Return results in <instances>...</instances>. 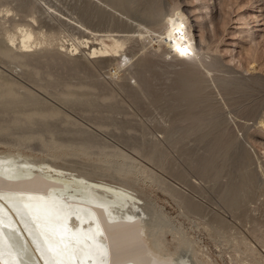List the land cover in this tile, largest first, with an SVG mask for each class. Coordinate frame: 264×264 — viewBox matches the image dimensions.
I'll list each match as a JSON object with an SVG mask.
<instances>
[{
	"label": "rangeland",
	"instance_id": "1",
	"mask_svg": "<svg viewBox=\"0 0 264 264\" xmlns=\"http://www.w3.org/2000/svg\"><path fill=\"white\" fill-rule=\"evenodd\" d=\"M3 1L6 2L3 3ZM8 1L12 3L13 0ZM8 1L0 0V17H2L0 20L2 27H0L4 32L5 27L10 26L11 21L13 22V18L17 15V20L20 17L18 22L28 23L32 20L31 24H34L35 26H33L36 28L42 26L45 20L41 17H45L47 19L42 30L45 31L48 26L49 30L53 27V29L55 28L53 33L56 36L50 47L53 48V52L45 53L43 50L44 52H41L42 54L40 53L37 58L34 55L32 58H36L37 61L34 59L32 61L25 60V64L24 61H20L23 64L18 61L11 64L9 61L7 64L6 59L4 58L3 61V58L0 57V82L2 83L4 80L3 82L13 84L12 82L15 81L14 85H17L18 90L25 91L23 88L27 87L31 93H35L34 96L32 94L22 96L17 105L23 110L24 108L28 109V105L32 104L29 106L30 109L35 102V106L40 107L42 111L44 109L48 115L52 113L51 110L56 108L61 110L65 114L64 116L71 118L69 122H64L62 120L67 117L64 119L62 114V117L60 116L62 119L58 116V120L53 118V121L38 125L39 130L33 126V129L35 128L43 134L46 141L45 139L22 141L23 135L32 131L30 123H24V125L21 123L23 126L18 123L13 127L9 125L10 127H8L11 129H8L9 132L7 130V134L0 133V163L4 160L14 159L18 168L36 170L40 166L44 171L55 175L62 181L60 192L64 197H61L55 204L41 205L39 210L14 201L0 199V203L5 206V209L9 208V205L12 208L11 211L2 213L3 216L11 222L16 218L20 221L21 227L11 229L9 233L12 242L25 257V259L23 257L24 262L27 263V259L31 256L33 262L39 264L40 255L46 264L45 254L47 253L48 257L52 261L54 260V264H65V262L66 264H105L102 250L99 248L97 240L91 235L92 229L87 222L86 213L78 206L69 207L67 203L70 195L83 196L89 193V189L91 191L94 183L103 182L124 190L123 196L120 197L124 204V212L127 210L129 211L127 213L133 212L132 214L139 215L147 223L153 224V238L161 243L166 251L176 254V257L184 260H197L196 264L199 262V258L200 261L209 258V264H243L237 258L236 251L226 241L224 243L223 239H220L217 242L211 237L201 222L203 221L200 218L201 212H199L201 207L199 209L192 206L187 207L178 199L173 198L171 188L167 184L170 181V183L175 182L170 185L176 186L178 189H180L179 187L183 189V186L185 189L188 188L184 191L187 195L189 193L191 198L199 201L198 203L201 205L211 206L210 208L218 206L219 208L214 209L220 210L222 207L220 211L225 215L230 213L228 200L231 196L229 195L232 193L233 195L235 193V195L245 194L246 202L250 203L252 207L261 206L262 211L258 212L264 214V0H164L168 14H173V11L177 10L182 12L191 37L195 40V51L199 54V59L195 57L196 59L186 61L179 60L174 54L175 52L168 46L153 41L148 46L151 47V50L146 48L143 50L145 54H142L141 51L134 57V60L142 55L145 57L146 64L142 66V68L145 67L142 70H144V80L148 79V83L144 84L147 91L138 88L131 94L129 92L127 94V90L123 87L126 82L135 84V78H131L127 71L130 65L123 64L119 68L115 61L94 63L89 59L88 50L78 53L75 56L77 57L76 62L70 60L73 39V41L82 42L83 32L85 35L105 33L93 30L91 26L94 24H89L88 17L84 14L85 6L91 3V10L95 6L110 10L103 0H36L37 3L35 0H24L30 2L31 6L34 5L32 6L33 10L31 8L29 10L25 2L18 6L21 8L26 4V9L29 11L24 10L28 11L29 16L20 12L21 9H16L20 14L17 13L18 11H14L15 9L12 10L15 3L12 4V7L11 3L8 4L10 6L8 7L6 4ZM14 1L20 4L19 0L18 2ZM85 2L88 3L85 5ZM2 4L6 6H2ZM37 4L42 6V10L45 7L43 11L46 13H43L40 7L36 6ZM35 7L41 10L40 14H37L38 10ZM5 8L10 9V12ZM24 10L22 11L26 12ZM34 10L37 11H35L36 17L41 15L39 20H44H42V24L40 21L37 22L41 24L40 26L33 20ZM111 11H114L118 17L127 19L126 15L121 12L114 9ZM47 13L51 17L50 19ZM4 14L8 20L4 16V21ZM51 14L60 15V21L53 19ZM10 15H14V17L9 19ZM61 17L65 20L61 21ZM20 19L22 20L20 21ZM6 21H10L9 24ZM3 22H6L7 25H4ZM46 22L49 23H47L48 26L45 24ZM68 22H77L79 29L70 28ZM106 22L103 21L104 24ZM11 26L14 28L13 25ZM86 27L88 28L85 29ZM4 32L0 33V37L6 35ZM106 40L111 41L110 39ZM62 42L66 44V47H62ZM49 53L54 54L55 57L68 54L66 55L68 60L53 66L52 63H56L57 59L51 58ZM201 58L202 63L199 61ZM31 62L33 63L31 64ZM147 62L149 63L147 64ZM34 66L41 69L39 68L38 71ZM32 67L38 71L37 73L31 71L32 74L35 73L33 78L30 76ZM185 67L192 68L190 76L195 77V80L190 81V83L193 82L191 85L188 82L181 88L180 84L171 82L170 79L177 77L185 81L189 75L181 70ZM92 70L96 72L95 75L97 74L99 82H102L103 85L107 83L105 88L108 85L107 90L102 92L105 95L110 93V96H106L107 100H105L106 97L102 100V103L105 101L102 106V108L105 106L103 108L105 110L101 108L100 111V113L105 112L102 113L107 125V129L104 130L90 121L92 114L88 112L87 107L85 108L88 104H83L87 101L81 103L77 100L79 102L77 103L81 107L83 105L88 113L83 111L80 106L75 107L73 100V103L72 101H66L67 103L63 101V103L57 99L60 93H63V89L78 88L79 82L83 83V78H86ZM51 71L54 72L52 77L49 75ZM47 79L50 81L49 85L47 88L43 87L45 89L41 88ZM86 79L90 80L89 77ZM3 84L5 83L0 85L3 86ZM68 84L69 87H66ZM150 84L153 89L148 90ZM63 86L65 87L63 88ZM87 90L88 88H86ZM226 93L228 94L225 95ZM149 94L150 99L148 98ZM86 96L89 99L90 96ZM117 100L120 112L109 111L113 102L117 104ZM233 102L236 104L231 105ZM77 103L76 105H78ZM208 104L214 105L216 108L202 113L207 117L204 124L198 120H182V118L194 116L200 110L206 109L205 106ZM2 105L0 110H5L6 105ZM252 108H257L255 115H249ZM22 109L20 112L23 113ZM22 113L19 114L20 117H22ZM3 114L5 116L0 118V128L3 127L1 123H11L16 117L15 115H18L14 111ZM89 114H91V119ZM98 114L97 116H99ZM211 116L214 118L209 121ZM126 121H128L127 124ZM129 122L132 125L130 129L133 127L132 130H127ZM118 126L121 128L119 129ZM210 126L212 127L210 128ZM146 128L147 131L149 130L147 138L150 140L145 141L144 144L120 138L124 130L130 131L127 132L128 135H140L141 130H146ZM52 130L54 133L51 132V134ZM91 130L99 136L101 135L102 138L108 139L112 145H94L88 152L76 149L77 142L83 138L92 140ZM220 131L228 137H233L236 142L224 147L215 146ZM180 138L182 140L179 147L176 148L173 141ZM156 140L159 141L155 143ZM54 142H56V148L52 147ZM60 143L66 146L62 147L59 145ZM58 145L59 147H57ZM104 150L107 151L104 153ZM108 150L112 152L109 153ZM121 150L122 154L125 152L123 155ZM124 155L127 158H123ZM128 161V166L124 171H117L121 163ZM24 162L27 163L24 164ZM175 165L178 166L179 171L188 175L190 180L187 185L189 187H185L187 185L182 184L179 179H176L177 177H174ZM209 166L211 170L207 172ZM193 183L194 185H192ZM244 183H250L246 191ZM229 191L231 192L229 193ZM100 192L105 199L111 197L108 191ZM226 193L229 194L226 195ZM216 204L218 205L216 206ZM38 216H42V218H38ZM174 223L175 225H173ZM236 224L244 235H248L247 237L258 248L260 254L264 255V239L260 240V238L252 236L249 226L246 224L245 227L244 222L241 224V221H237ZM4 225L7 223L4 222ZM41 229H44L45 237L42 235ZM176 231H182V234L188 236L190 241L179 240L180 235ZM262 234L264 237V227H262ZM28 239L31 240L33 244L31 245L35 250L29 246ZM193 250L196 251V256L193 255ZM248 261H251L250 258Z\"/></svg>",
	"mask_w": 264,
	"mask_h": 264
},
{
	"label": "bare ground",
	"instance_id": "2",
	"mask_svg": "<svg viewBox=\"0 0 264 264\" xmlns=\"http://www.w3.org/2000/svg\"><path fill=\"white\" fill-rule=\"evenodd\" d=\"M13 1H12V3H11V1H8L6 4L8 6V4L11 3V7L14 5L16 7V8L15 7L12 8V10L15 9L14 11H18L16 9H19V10L21 9L20 12L26 13L25 15L29 16V13L27 14V12L30 10L29 8H31V10L34 9L32 7L34 5L31 6L30 2H25L24 0H19L20 4H18L19 3L18 0H16L18 3H16L15 1L13 2ZM103 1L110 7V10L103 9L102 7H98V6H95V8H93V10H91L90 9V7H92V6H90L92 4L91 3L90 5L88 4L87 6H85L84 14L88 17L89 24H94L93 26H91L93 30L103 31L105 33L101 34V35L100 34H97V35L91 34V35H93V36H91V35H85V33L83 32V35H82L83 41L82 42H76V41H73L74 40L73 39L72 43H71V48H72L71 49L72 58H70L71 61L76 62L77 57H75V56L80 52H84V50H88L89 59L91 61H93L94 63H96V62H106L107 63V61H110V62L115 61L119 68H121L123 66V64L125 66L130 65V66H128L127 71H129L128 73H129V76L131 78H135V84H131L130 82H126V83H124L123 87H125V90H127V94H128V92H129V94H131L133 90L138 89V88L142 89L144 91H147L144 84L148 83V79L144 80V78H143L144 70H142L145 68V67L142 68V66H144L146 64L145 57H143V55H142V56H139L138 59H136V60H134V57L141 51H142V54H145L143 50L146 48H149L148 46L151 45V43L153 41L157 42L160 45L168 46L173 52H175L174 54L179 58V60L186 61L188 59H193V58L196 59L195 57L198 58L199 54L195 51V45H194L195 40L191 37V32L186 26V21H185V18L183 17L182 12L177 10L176 12L173 11V14H171V13L168 14L164 0H103ZM5 2L6 1H3V3H5ZM22 2L23 3L25 2L27 4V5L26 4L25 5L27 6V8L29 10L26 9L25 5L21 6V8L18 7L21 4H23ZM13 3H15L17 6ZM33 3H34V1H33ZM35 3H37V1ZM86 3H88V2H85V5H86ZM28 4H29V6H28ZM38 4L36 6H39ZM3 5L6 6L5 4H2V6ZM49 5H50L49 7H51V4H49ZM0 7H1V2H0ZM8 7H10V6H8ZM22 7H24V8H22ZM39 7L41 9L42 6H39ZM36 8L37 7H35V9ZM44 8L45 7H43V10H45ZM5 9H7V8H5ZM24 9H26L28 11H26ZM40 9L38 10V8H37L38 12L36 10H34L33 13H35V11H36L37 14L38 13L40 14L41 12H39V11L42 10V9L41 10ZM54 9H55V7H54ZM111 9L117 10V11L121 12L122 14L126 15L127 19H123V18L118 17L114 13V11L113 12L111 11ZM22 10H24L26 12H23ZM43 10H42V12L46 13V11L44 12ZM5 13H6V11H5ZM11 13H12V11H11ZM17 13L20 14L19 11ZM48 13H49V10H48ZM48 13H47V16H49ZM13 14H14V12H13ZM37 14L35 13L34 14L35 17L33 18V20L36 21V23L40 21L39 18L41 17V15H39V17H36ZM14 15H12V16L10 15L11 17H9V19L14 17ZM4 16H5V14L3 15V19L5 21L6 16H5V18H4ZM45 16H46V14H45ZM51 16L53 17V19H56V21H58V20L60 21V15L57 16V14L56 15L51 14ZM17 17H18V15L15 18H13V22L10 20L11 23H13V24L10 23V26L13 25L14 28L12 26L11 27L8 26L7 28L5 27L6 33L4 32L3 28H1L2 24H0V26H1L0 29L3 30V31L2 30H0V31L4 32L6 34L5 35L6 37L4 35H2L0 37V57H1V59L3 58L2 59L3 61L5 58L7 64L9 63V61L11 62V64L14 63L15 61H18V62L24 61L23 63L25 64V60L32 61V59H34V58H32L34 55H35L34 57L37 58V56H39L41 52H44V51H45V53L46 52L47 53L53 52V48H50V47H51L53 40L56 36L53 33L55 28L53 29V27H52L49 30L48 29L49 23L46 22L45 24L48 23L47 24L48 27L46 28L45 31L42 30V29H44L43 24L47 18L45 19V17H41L45 21L42 19L44 21L43 24H42V20L40 21L42 26L40 28H36V27H34L35 26L34 24H33L34 26L31 24L32 20L28 23L27 22L21 23L22 22L21 20L24 18L20 19L21 22H18L20 17L18 18V20L16 19ZM21 17H22V15H21ZM1 18L2 17H0V20H1ZM29 18H31V17H29ZM50 18L51 17L49 16V19ZM62 18L63 17H61V21H64L65 19L63 18V20H62ZM26 19H27V17H26ZM53 19H51V20L54 21ZM104 20L107 21L105 24L103 23ZM47 21H50V20H47ZM6 22H3L4 25L6 24ZM9 22H7V24H9ZM78 22H80V21H78ZM32 23H33V21H32ZM40 23H37V24H39V26H40L41 25ZM76 23L68 22V25H70V28H73V29L78 28L79 29V27ZM82 25H84V24H82ZM44 27H45V25H44ZM15 28H17V30H15ZM87 28L88 27H86L85 29H87ZM91 33H93V32H91ZM106 39H110L111 41L108 42ZM53 45H55V44H53ZM62 47H66V44L63 42H62ZM38 52H39V54H38ZM68 53H69V51H68ZM49 54L48 55L51 58H53V59L55 58L54 60L57 59L56 63H52L53 66H55L56 64H58L64 60H68V57L66 56L68 54H62L61 53L62 56H59V57H55V55L52 53H49ZM43 55H44V53H43ZM36 58L34 60H36ZM7 59H8V61H7ZM28 61H26V62H28ZM199 61H201L200 63H202V58ZM18 62H16V64ZM22 62H20V63H22ZM32 63L33 62H31V64ZM148 63L149 62H147V64ZM35 64H33V65H35ZM204 64H206V63H204ZM28 65L29 64L27 63V66ZM37 67H38V65H37ZM41 67L43 68V66H41ZM25 68L28 69V67H25ZM34 68H35V66H34ZM39 68H35V69H38V71H39L41 69V68L40 69ZM35 69H33V67H32V69L31 70L29 69V70H30V72L33 71V72L37 73L38 71H36ZM181 70H183V72L189 74L188 78L185 81H182L177 77H173L170 80H171V82H176V83L180 84V87L182 88L183 85L186 86L188 82L190 83V81L195 80V77L190 76L192 68L185 67V68H182ZM92 72H93V70L90 72V74L88 76H86V78L89 77L90 80L87 81V79L84 77L83 78L84 82L83 81H82L83 83L79 82L80 86H78V88L71 89L72 87L70 88L69 84H68V85H66V87L68 86L69 88L68 89L65 88V90L63 89L62 90L63 93H60L61 90H60V92L58 91L60 93V95L57 92V94L59 95V98H57V99L61 100L62 102L64 101L65 103H67L66 101L71 102L73 100L75 107L76 106L81 107V105L78 104L79 103L78 101H80L81 103H82V101H87V103L83 102V104L84 105L88 104L87 106H85V108L87 107L88 112H90L92 114V115L89 114V117H90V115L92 116V119L90 117V119H91L90 121H92L96 126H98L99 128L104 130V129H107L106 128L107 125L105 122L106 119L104 121V119H103L104 116L102 114L104 112L103 110H105V109H103V108H105V106L102 108V106L105 104L104 103L105 101H103V103H104L103 104L102 100L105 99L106 96H110V93H109V95L108 94L105 95V93H103L105 91V89L107 90V88H108V85H107V88H105V84H107V83H104V85H103L102 82H99V80L97 78V74L95 75L96 72L95 71L93 73ZM0 73H1V71H0ZM35 73H33L34 76H35ZM53 73L54 72L51 71L49 73V75L51 76ZM33 74H32V72L30 74V76L32 78H33ZM50 78H48V79H50ZM48 79L44 82L45 84L43 83L41 85L42 86L41 88H43V87L47 88V86L49 85V82H50ZM196 79H198V78H196ZM3 81L4 80H2V83H5V84H3V86L0 85V106L2 107L3 106L2 104L6 105L5 106L6 109L0 110V118H2L3 115L5 116V114H3L4 112L6 114H8V113H11L14 111L15 113H18V115H19L20 113H22V112H20L22 108H20V106L17 104L19 101H21L20 99L22 98V96H24L26 94H32V95L34 94L35 95V93H31L30 89H28L27 87H26L27 90H26V88H23V90L25 89V91H21L22 89L18 90V88H16L17 85L16 86L14 85V84H16L15 81L12 82L13 84H11V83L8 84V82L6 83ZM2 83L0 82V84H2ZM79 83H78V85H79ZM191 83H193V82H191ZM191 83H190V85H191ZM64 87L65 86H63V88ZM45 88H43V89H45ZM86 88H88L87 91H86ZM84 89H85V91H84ZM150 89H153L152 84H150L148 90H150ZM227 94L228 93H226L225 95H227ZM86 95H89L90 97L91 96L92 97L91 98L89 97V99H88V97ZM84 96H86L87 98ZM129 97H131V96L129 95ZM111 98H113V96H111ZM111 98H109V99H111ZM148 98L149 99L151 98L150 94H149ZM85 99H87V100H85ZM107 99H108V97H106L105 100H107ZM132 100H133V98H132ZM73 101H72V103H73ZM112 101H113V99H112ZM121 101L123 102V100H121ZM115 102H116V99H115ZM115 102H113V103L111 102L112 107H110V106H107V107H110L109 111H111V112H120L119 111L120 106L118 105V100H117V104ZM34 103H33L34 106H31L32 109L31 108L29 109V106L32 104L28 105V109L27 108L26 109L24 108V110L22 109L23 110V113L21 115L22 117H20V115L19 116L15 115L16 117H14V119L12 120L11 123H9V122L8 123H6V122L1 123V125L3 127L0 128V133L7 134L6 133L7 130L11 129L9 127L10 126L13 127L14 124L16 125L19 123L21 125V123H23V125H24V123H27V124L30 123L32 131L25 133V135H23L24 138L22 137V141L27 142L29 140L31 141L32 139L33 140L37 139L40 141L45 139V141H46V138L43 136V134L41 132L37 131L40 129V127L38 125L45 124L46 122H49L53 118H56L58 120L62 116L64 119L67 117L65 120H62L64 122H66V121L69 122L71 120L70 117H69L70 118L69 119L68 116H64L65 114L62 113L61 110L56 109V108L51 110L52 113L48 115L47 112L46 113L44 112V109H43V111L40 110V107L35 106ZM76 103L78 105H76ZM234 104H236V102H233L231 105H234ZM256 105H258V104H256ZM124 106H122V107L124 108ZM81 108L83 111H85V112L87 111V109H84L83 105ZM101 108L103 109L102 113H100ZM205 108L206 109L200 110L198 113H196V115L189 116L187 118H182V120L183 121L198 120L200 123L204 124L207 117L203 116L202 113L206 110H214L216 107L214 105L208 104L205 106ZM88 112H86V113H88ZM97 113H99L98 114L99 116H97ZM256 113H257V108H255V109L252 108V110L249 112V115H255ZM100 115H101V117H100ZM58 116H59V118H57ZM213 118H214V116H211L209 121L212 120ZM39 120H40V122H39ZM128 121H126V124ZM37 122H39V123H37ZM195 123H197V122L195 121ZM23 125H21V126H23ZM33 126L35 128H37V130L35 128L33 129ZM125 126L126 125H124V127ZM130 126H132V125L129 122V127L127 125V130L133 129V127H132V129H130L131 128ZM193 126H194V124H193ZM199 126H200V124H199ZM118 127H116V128H118ZM211 127L212 126H210V128ZM120 128L121 127H119V129ZM127 130H124V133L120 136V138L122 140L131 141V142H139L141 144L142 143L144 144L145 141L150 140L147 138V136L149 135V132H148L149 130L147 131V128H146V130L145 129L141 130L140 135H128L127 132H130V131H127ZM9 131L10 130H8V132ZM51 132L54 133L53 130L50 131V133ZM219 134H220L219 137L216 138L215 146L220 145V146L224 147V146H227L230 144H234L236 142V140L233 137H228V136H226L225 133H223V132L221 133V131L219 132ZM19 135H21V134H19ZM90 136L93 137V138H91L93 141L89 140L87 138H83L82 140L77 142L78 144H76V146H75V147H77L76 149H79L82 152H88L90 150V148L94 147V145H105V146L107 145L108 146V144L109 145L111 144V143H109L108 139L102 138L101 135H100L101 136L100 137L96 132H93L92 130L90 132ZM181 140L182 139L180 138V139L173 141L174 146L176 148L179 147V143ZM158 141L156 140L155 143H157ZM55 143L56 142H54V144H52V147L56 148ZM59 145H61L62 147L66 146L65 144H61V143ZM59 145L57 147H59ZM63 145H65V146H63ZM49 146H50V144H49ZM71 148H73V146ZM106 151L104 150V153ZM108 151H109V153L112 152V151L110 152V150H108ZM121 154H122V150H121ZM123 158H127V156L124 155ZM25 163H27V162H24V164ZM128 163H129V161L121 163V165L119 167L117 166L118 167L117 171H124L127 168ZM210 170H211L210 166L207 167V172ZM173 172L175 175L174 177H177L176 179H179L182 182V184H184V185L188 184V181L190 180L188 175L186 173L182 172L181 170L179 171L177 165L174 166ZM203 173H205V172H203ZM174 183L175 182L170 183V181H169L167 184L171 188L172 192L171 191L170 192L173 194L172 195V196H174L173 198L178 199L182 204H185L187 207L192 206V207H195L198 209L201 207V210L199 211V212H201V214H200L201 217L200 216L199 217L201 219H203V221H201L202 224L209 231L211 237L214 240L219 241L220 239H223L222 240L223 242L226 241L227 244H229L231 247H233V249L236 251L237 258L243 264H264V255L260 254V252L258 251V248L255 247L252 244L250 238L247 237L248 235L247 236L244 235L241 232L238 225L236 224L237 221H241V224L244 222L245 227H246V224L249 226V231L253 234L252 236H254L257 239L260 238V240L264 239L263 234H262V227H264L263 226L264 225V214L263 213L259 214V212H258V211H262L261 206L258 205V206L252 207V206H250V203L246 202V195L245 194L240 195L238 193L237 195H235L236 194L235 193L233 195V193H232L229 195V196H231V198L228 200V203H229L228 208L230 210V213L227 214V212H226L227 215H225L224 213H222L220 211L222 208L221 206H220L221 207L220 210L214 209V208L218 207L217 206L218 204H216L217 207L213 206L214 208H210L211 207L210 205H209L210 207H208L205 204L201 205V203H198L199 201H196L193 198H191L189 193L187 195L186 191H184V189H185L184 186H183V189H181V187H179L177 185L180 188V189H178L176 186L170 185V184H174ZM244 184H245L244 189L246 191V190H248L247 186H250V183H244ZM192 185H194V183ZM92 186L93 187L91 188V191L89 189V193L83 195L84 197L81 195H77V194H76L77 196H75L74 194L70 195V197L68 199L69 202H67V203H68L69 207L78 206V208H80L84 213H86L87 222L91 225V229H92L91 235H93L95 240H97V242L99 244V248L102 250V253H103L104 259H105V264H196L195 261L197 262V260H194V261H192L193 259L184 260L183 258L176 257L175 256L176 254H174L173 252L166 251L162 247L161 243H159L157 240H155L153 238L154 237V235H153V227H154L153 224H150L149 222L147 223L141 216L132 214L133 212L127 213L128 210L126 212H124V204H122L121 199H120V197L123 196V194H124L123 189L109 185L107 183H103V182L94 183ZM185 187H189V186L187 185ZM61 189H62L61 179L55 177V175H52L49 172L44 171V169L41 168L40 166L37 167L36 170H33V169L28 170V169H24V167L18 168L16 166V162L14 159H10L9 161L4 160L2 163H0V199L3 201L4 200L14 201L16 203H19L20 205H24V206L28 205L29 207H32V208L35 207V209L39 210L41 205L43 206L44 204H50V203L55 204L58 200H60L61 197H64V195L62 196V193L60 192ZM187 189H185V190H187ZM100 191H102V192L108 191L109 194H111V197L105 199L103 197V194ZM230 192L231 191H229V193ZM229 193H226V195H228ZM113 197H115V198L111 199ZM78 202H81V204L83 203L84 205L78 204ZM8 207L9 208L5 209V206L2 203H0V263H2V264H35L33 262V257L31 258L30 254H29L30 257L27 259V263H25L23 260L24 256H22L20 251L17 249V247L14 245V243L11 240L9 232L11 231V229H15V227L17 228L21 224L17 218L15 219V221L11 222L8 218L3 216L2 213H7V211L12 210L10 205ZM199 212L197 213L198 215H199ZM224 212H225V210H224ZM13 216H15V215H13ZM40 217L42 218V216H38V218H40ZM71 221H72V219H71ZM4 222H6L7 225H4ZM195 224L197 225V223H195ZM173 225H175V223ZM202 229H203V226H202ZM43 230L44 229H41V232H42V235L45 237ZM176 232L179 233V235H180L179 240H181L182 242L190 241V238L188 236L187 237L184 236L182 234V231H176ZM36 235L39 238L37 232H36ZM28 244L32 248V250H35V248L32 246L33 244L31 243L30 239H28ZM189 248H191V247H189ZM43 251L45 252V250H43ZM189 252H191L190 249H189ZM189 255H187V256H189ZM193 255L196 256V251H194V250H193ZM45 256H46L45 257L46 264H54L53 263L54 260L52 261L51 258L48 257L49 255L47 253L45 254ZM191 257L193 258V256H191ZM191 257H189V258H191ZM249 258L251 261H248ZM24 259H25V257H24ZM199 259H198L199 262L197 264H209V260H208L209 258L206 260H201V261ZM71 261H73V260H71ZM38 263L44 264V260L40 257V255H39ZM65 264H66V262H65Z\"/></svg>",
	"mask_w": 264,
	"mask_h": 264
}]
</instances>
